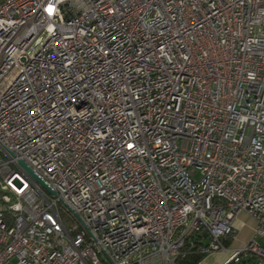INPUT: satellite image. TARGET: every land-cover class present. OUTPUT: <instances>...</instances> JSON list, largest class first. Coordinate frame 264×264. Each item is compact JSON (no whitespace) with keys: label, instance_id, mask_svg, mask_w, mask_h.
<instances>
[{"label":"built area","instance_id":"built-area-1","mask_svg":"<svg viewBox=\"0 0 264 264\" xmlns=\"http://www.w3.org/2000/svg\"><path fill=\"white\" fill-rule=\"evenodd\" d=\"M187 243L264 264V0H0V264Z\"/></svg>","mask_w":264,"mask_h":264},{"label":"rangeland","instance_id":"rangeland-1","mask_svg":"<svg viewBox=\"0 0 264 264\" xmlns=\"http://www.w3.org/2000/svg\"><path fill=\"white\" fill-rule=\"evenodd\" d=\"M61 216L68 226H73L75 221L71 216L64 210L60 211ZM206 257V258H205ZM231 257V251H218L210 255L204 256L203 261L200 264H258L257 260L252 256H242V262L236 263L229 261Z\"/></svg>","mask_w":264,"mask_h":264},{"label":"crops","instance_id":"crops-1","mask_svg":"<svg viewBox=\"0 0 264 264\" xmlns=\"http://www.w3.org/2000/svg\"><path fill=\"white\" fill-rule=\"evenodd\" d=\"M233 226L236 229L237 238L227 243L230 250L239 248L244 242L249 240L253 233L255 222L247 214L241 212L234 221ZM200 262L197 264H200Z\"/></svg>","mask_w":264,"mask_h":264},{"label":"trees","instance_id":"trees-1","mask_svg":"<svg viewBox=\"0 0 264 264\" xmlns=\"http://www.w3.org/2000/svg\"><path fill=\"white\" fill-rule=\"evenodd\" d=\"M194 249L195 248L190 247L189 243L185 244V246L183 247L184 256L179 259L178 264L199 263L204 258V256L196 254Z\"/></svg>","mask_w":264,"mask_h":264},{"label":"water","instance_id":"water-1","mask_svg":"<svg viewBox=\"0 0 264 264\" xmlns=\"http://www.w3.org/2000/svg\"><path fill=\"white\" fill-rule=\"evenodd\" d=\"M21 164L24 166V168L29 171V173L46 189L48 190L51 194H54L45 184L44 182L39 179L24 163L21 162Z\"/></svg>","mask_w":264,"mask_h":264}]
</instances>
